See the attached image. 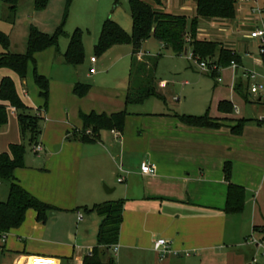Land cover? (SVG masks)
Instances as JSON below:
<instances>
[{"label":"crops","instance_id":"obj_1","mask_svg":"<svg viewBox=\"0 0 264 264\" xmlns=\"http://www.w3.org/2000/svg\"><path fill=\"white\" fill-rule=\"evenodd\" d=\"M146 1L174 14L180 12L188 17V12H191L192 17L196 15L197 0H161V5L153 0ZM104 17L106 12L100 19ZM232 20L231 25L238 20L237 7ZM159 44L165 49L160 41ZM115 47L118 45L106 53ZM140 53H143V45ZM91 57L90 65L93 67L98 58L92 63ZM134 57L133 52L126 105ZM2 69L3 77H13L10 71H6L8 68ZM89 75H97V70L90 73L89 69ZM76 76L81 79L79 73ZM233 77L235 85L239 77L234 72ZM76 82L79 81L73 83V88ZM160 84H167L162 87L163 91L160 90L167 103V93L171 91L169 83L158 79L157 85ZM0 103L7 102L0 100ZM107 103L101 108L97 106L94 111L116 112L107 110ZM12 108L17 116L16 109ZM128 113L122 132H102L99 141L88 143L96 147H87L85 158L80 159L82 163L85 160L89 168L101 166L96 178L101 183L107 182V187L112 190L106 191L95 180L85 182L81 204L78 199L79 202H72L70 208L56 206L58 209L49 212L45 223L37 220L34 209H29L25 221L8 231L5 241L0 235V264H82L97 245L102 216L97 212L87 213L81 207L119 199H124L125 204L120 235L115 244L118 251L114 252L113 247L110 249L115 255L114 264H252V258L261 249L250 237H264V123L259 120L261 116H256V122L248 118L250 120L242 132L235 134L232 126L237 120L247 117L241 116V112L233 114L234 110L224 112L218 108L217 113L211 114L222 122L218 128L186 125L175 115L181 112L169 107L154 112ZM143 161L155 163L156 173H143ZM227 161L232 165L229 180L224 172ZM16 178L38 199L51 205L57 203L54 198L56 186L37 182L30 184L22 173H18ZM230 183L245 188L241 212L230 213L225 209ZM9 188V183L3 187L0 182V202L8 198ZM68 210L70 215H67ZM79 213L83 218H79ZM88 238H95V243L83 244ZM159 238L172 241V248L180 255L161 259L154 250V243ZM185 252L191 254L185 255Z\"/></svg>","mask_w":264,"mask_h":264},{"label":"rangeland","instance_id":"obj_2","mask_svg":"<svg viewBox=\"0 0 264 264\" xmlns=\"http://www.w3.org/2000/svg\"><path fill=\"white\" fill-rule=\"evenodd\" d=\"M129 8V0H73L69 6L67 0H48L45 8L37 10L34 0H21L16 11L12 12L9 5L0 0V30L8 35V50L11 52L27 53L32 28H37L49 36L55 35L60 28L63 29L58 38V46L37 52L34 60L29 61L24 78L14 70L5 68L13 76L20 98L33 108L36 116L41 117V135L38 137V143L42 145V150L35 151V144H30L22 137L18 116L13 113V106L9 102L5 104L8 122L0 129L1 152H9L12 143H23L26 146L24 166L15 169V176L22 173L30 184L37 182L56 186L54 198L57 203L54 205L59 208H70V204L78 199L81 204L85 195V182L95 180L102 187L108 186L107 182L101 183L96 178L101 166L93 165L89 168L85 160L83 163L80 160L85 158L84 150L87 147L96 145L85 143L79 135L70 136L77 127L83 129L80 112H91L97 106L101 108L107 101V110L116 112L124 109L128 112H154L169 107L186 114L203 115L208 112L211 115L218 112L221 100H228L233 103L235 115L241 112V116L251 118L252 122H256V116L264 115L263 104L250 95V101H247L237 91L232 67L221 70L220 81L216 76L205 74L199 69L198 61L190 55V31V40L187 41L188 55H177L171 49H162L155 38L147 39L143 44V53L137 55L139 60L147 59L148 55L158 58L157 78L166 80L171 90L167 93V103L152 97L142 104L126 105L129 67L134 52L132 44H118V47L104 54L96 52L95 46L102 25L108 18L116 21L128 34H132L133 21ZM104 12L105 19H100ZM188 15L187 27L191 28L194 16L192 17L191 12H188ZM232 22V19L203 20L197 28V37L222 43L238 53L246 67L262 72V68L255 64V58L246 55L248 51L257 55L255 44L252 40L243 38L242 34L234 32L235 24L231 25ZM77 28L82 30L85 60L75 66L65 61L63 53ZM1 51H4V48L0 43ZM92 55L98 58V62L93 65L97 70L95 76L89 75ZM35 69L49 81L47 106L35 82ZM2 71L4 70H0V83ZM77 73L81 79H77ZM76 80L92 85L91 92L83 97L74 94L73 83ZM157 86L159 90L165 87L162 84L161 87ZM106 131L108 130L103 132ZM0 182L3 187L9 183L2 179ZM68 211L67 215H70V210ZM93 240L95 238L85 239L83 244H93L96 241ZM110 256H115L112 250L107 253V257Z\"/></svg>","mask_w":264,"mask_h":264},{"label":"trees","instance_id":"obj_3","mask_svg":"<svg viewBox=\"0 0 264 264\" xmlns=\"http://www.w3.org/2000/svg\"><path fill=\"white\" fill-rule=\"evenodd\" d=\"M9 5L10 10L16 11L21 0H3ZM73 0H67L68 6ZM35 8L41 10L46 7L48 0H34ZM161 5V0H153ZM117 3V2H116ZM129 7L133 21L132 34H128L116 21L108 18L104 21L95 46L96 52L104 54L112 46L130 43L133 46L135 57L132 61L130 72V86L126 96V103H141L150 97H157L166 102V96L158 89V78L156 75L158 58L148 57L140 61L137 58L143 43L154 37L159 40L165 49H171L175 54L182 55L188 45V31L191 33V46L195 55L216 57L219 63L226 67L232 60L242 63L241 57L229 47L213 40H203L197 37V28L202 19H233L236 16L235 0H197L196 15L192 18L191 28L187 27L188 18L186 15L174 14L169 11L160 10L146 0H129ZM63 29L49 36L37 28H32L29 40L28 51L25 54L11 52L8 50L9 37L0 30V43L5 49L0 54V69L10 68L24 78L27 74L30 60L34 55L51 46H58L59 35ZM65 61L68 64L78 65L85 60V49L82 40V30L77 28L70 37L67 50L64 53ZM216 76L215 74H209ZM35 82L40 89V95L45 99L47 106L49 95V81L39 74L37 69L34 72ZM92 86L87 83L76 82L73 88L74 94L83 97L87 95ZM247 101L249 93L246 84L239 77L235 84ZM0 100L9 102L17 111L20 132L24 139L30 144H37L41 135L40 120L33 113V108L23 102L20 98L15 82L10 76L2 78L0 83ZM218 108L224 112H232L233 104L228 100H221ZM126 109L108 114L91 111L80 112L83 122V129H75L70 136H78L85 143H94L101 139L104 130H117L122 132L125 128L128 116ZM181 122L189 126L218 128L222 122L212 117L208 112L203 115L175 113ZM248 118H241L232 126L235 134H240ZM8 122V111L5 104L0 103V127ZM89 131V133H88ZM26 146L23 143L10 144L9 152L0 151V179L10 184L9 195L6 201L0 202V235L7 233L12 228H18L25 221L29 209L37 212V220L45 223L48 220L49 212L58 207L46 203L26 188L17 180L14 171L17 167L24 166ZM225 177L229 180L232 173V165L227 161L224 165ZM245 203V188L234 183L229 184L226 211L230 213L241 212ZM124 199L96 203L92 207H81L85 212H97L102 216L98 235L97 245L93 248L92 254L87 255L82 264H114L113 256L107 257L111 247L118 243L121 224L123 220Z\"/></svg>","mask_w":264,"mask_h":264},{"label":"built area","instance_id":"obj_4","mask_svg":"<svg viewBox=\"0 0 264 264\" xmlns=\"http://www.w3.org/2000/svg\"><path fill=\"white\" fill-rule=\"evenodd\" d=\"M235 5L237 7L238 20L235 23L234 32L242 34L246 39L255 42L257 55H254L251 51L246 52V55L255 58V64L262 68V72L250 69L236 60H232L229 66L232 67L236 76L243 79L249 95L255 97L260 104L264 105V0H235ZM189 40L190 39L187 38V41ZM186 50V55H188L189 49L186 48ZM190 51L191 57L198 61V67L202 72L215 74L218 81L221 80V70L225 67L219 63V60L216 57L203 58L195 55L193 50ZM96 61V56L91 57L92 63H95ZM95 72V67H91L90 73ZM259 120L264 123V115L261 116ZM112 131L119 134L117 130ZM34 150H42V145L40 143L35 144ZM141 171L145 174H155L157 166L155 163L143 161L141 163ZM122 180L123 178H120V181ZM79 218H83L82 213H79ZM6 234L7 233H3L1 235L2 241H5ZM250 239L261 249L260 253L252 258V264H264V237L262 239H257L254 236H251ZM154 250L161 259L170 255H180L178 250L172 248V241L165 238H159L155 241ZM113 251H118V245L113 246ZM91 254L92 250L89 252V255ZM190 254V252H185V255Z\"/></svg>","mask_w":264,"mask_h":264},{"label":"water","instance_id":"obj_5","mask_svg":"<svg viewBox=\"0 0 264 264\" xmlns=\"http://www.w3.org/2000/svg\"><path fill=\"white\" fill-rule=\"evenodd\" d=\"M184 53H185V55H186V54H187V50H185ZM104 188H105V190L108 191V192H109L110 190H112V189L108 188L107 186H105Z\"/></svg>","mask_w":264,"mask_h":264}]
</instances>
